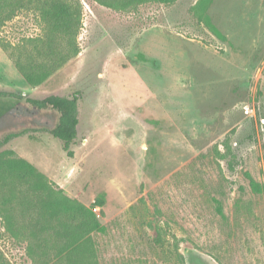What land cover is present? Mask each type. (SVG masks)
<instances>
[{
  "label": "rangeland",
  "instance_id": "rangeland-1",
  "mask_svg": "<svg viewBox=\"0 0 264 264\" xmlns=\"http://www.w3.org/2000/svg\"><path fill=\"white\" fill-rule=\"evenodd\" d=\"M196 2L0 1V90L79 96L72 156L39 130L55 110L0 97V138L38 130L0 147V264H59L28 232L39 200L101 193L85 261L264 264V0H210L224 40ZM52 3L65 23L44 20Z\"/></svg>",
  "mask_w": 264,
  "mask_h": 264
},
{
  "label": "trees",
  "instance_id": "trees-1",
  "mask_svg": "<svg viewBox=\"0 0 264 264\" xmlns=\"http://www.w3.org/2000/svg\"><path fill=\"white\" fill-rule=\"evenodd\" d=\"M2 1V0H0ZM167 2V0H160ZM210 0H197L195 9L199 13V17L208 29V31L219 39L224 40L223 33L210 21L209 16L205 13V9ZM48 13L44 17L51 25H60L65 23L68 17L67 6L65 4H51L45 10ZM58 65H54L55 70ZM50 72H22L25 80L33 85L41 83ZM0 97H12L23 100L28 106L37 109H51L58 113L56 124L50 128H41L40 131L46 132L53 138L63 143L64 149L68 156H72L70 145L75 142L78 135V92L70 95L64 94H46L42 97H24L19 93L0 90ZM32 129H23L18 132H9L0 138V147L5 145L14 137L27 133L28 137H34L35 133L30 132ZM38 131V130H32ZM30 169L31 166L20 160ZM249 186L256 192L263 191V187L255 182L249 175ZM42 196V195H41ZM104 205V194L101 193L93 202L92 207H86L76 200L70 199L65 195L60 197H44L39 200L37 217L34 222L29 224L28 232L35 235L37 240V251L46 252L53 250L55 261L59 264H94L92 261H85L80 255L90 254L92 251L91 240L89 234L92 232H103L105 226L98 220L94 208ZM219 215L223 216L220 206L216 208ZM52 239V240H51Z\"/></svg>",
  "mask_w": 264,
  "mask_h": 264
},
{
  "label": "built area",
  "instance_id": "built-area-1",
  "mask_svg": "<svg viewBox=\"0 0 264 264\" xmlns=\"http://www.w3.org/2000/svg\"><path fill=\"white\" fill-rule=\"evenodd\" d=\"M95 209H97V208H94V211H95Z\"/></svg>",
  "mask_w": 264,
  "mask_h": 264
}]
</instances>
